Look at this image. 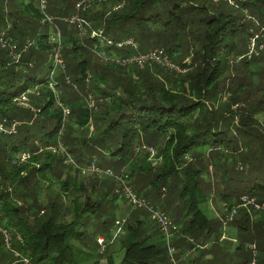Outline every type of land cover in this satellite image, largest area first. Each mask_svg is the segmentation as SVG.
I'll use <instances>...</instances> for the list:
<instances>
[{"label":"trees","instance_id":"obj_1","mask_svg":"<svg viewBox=\"0 0 264 264\" xmlns=\"http://www.w3.org/2000/svg\"><path fill=\"white\" fill-rule=\"evenodd\" d=\"M79 1L48 0L47 9L42 11L38 0H14L15 9L8 12V0H0L5 5L0 8V34L3 29H8L7 37L20 49L28 40L35 42L29 51L22 53L18 64L8 51L0 50V122L3 119L24 121L16 134L0 131V174H3L1 169L5 170L3 166H12L9 174L2 175L3 180H0V222L5 228L15 231L12 250L6 248L0 232V264H24L22 260L25 258L32 264H101L94 254L88 255L89 260L84 261L82 257L87 254L72 243L74 239H85V234L78 231L77 219H84L89 213L90 216L93 213V217L97 208L101 209V204L95 206L89 196L86 203L80 205L77 197L72 209L75 219L63 221L55 202L42 203L38 188L41 181L63 163L47 150L57 145L63 117L48 87L54 50L49 38L56 32L55 24L62 34V54L66 61L68 54L87 48L86 41H89L93 44L92 51L95 54L102 52L103 61L117 65L120 72L112 80L100 72L91 79L86 61L79 62L76 67H69L66 62V77L70 82L67 79L68 84L63 83L62 77H57L64 92L61 101L71 107L72 123L76 126L67 125L63 138L74 159L79 164L96 156L100 169H113L120 174L119 180L128 184L133 180L131 184L136 187L138 196L147 201L151 194L146 188H158L166 198L171 192L170 186H183L178 207L183 209L184 226L181 229L173 221L178 228L174 234L181 236L177 244L173 238L172 244L187 246V235H192L198 236L203 243L213 241L216 246L223 225L202 209L207 200L201 179L209 164L215 167L217 174L223 172V182L229 184L220 197L229 211L236 204H245L244 198L255 207L263 205L264 208V129L254 128L249 123L248 114L238 117L220 96L222 85L234 66L233 59L228 62L224 57L229 58L237 50L236 43L231 42L223 51L224 41L235 40L239 29L251 35L245 25L236 26V22L242 20L236 11L248 10L252 18L264 24V0H234L233 3L232 0H95L79 13L93 29L101 30L114 43L112 46L101 38L82 35L75 25L63 21L78 13L76 6ZM214 3L219 6L217 13L211 12H216ZM225 3L233 8L230 11L226 7L222 9ZM46 15L62 19L57 22L54 18V23H43ZM76 32L81 37H88L84 45L73 37ZM263 38L259 36V39ZM131 39L137 44L136 49L117 46ZM157 48L164 49L170 60L185 72L179 74L159 64L144 68L136 65L131 69L110 59L145 54ZM257 61L259 59L255 57L251 60L243 58L241 63L249 69ZM45 67L48 77L39 80ZM88 83L97 97L106 101L104 110H94L83 100ZM43 85L48 87L45 93L48 100L41 106L37 105L39 112L15 106L14 99L30 88ZM75 86H79V91L73 88ZM218 100L220 108L209 105ZM260 111L264 112V99L249 114L254 120ZM91 125L93 132L90 131ZM77 131L87 133L86 137L78 136ZM19 134L23 139L19 143L4 140V137L11 139ZM141 134H147L148 140H158L159 135L163 138L156 144L152 141L142 144ZM144 148L153 150L154 155ZM140 149L143 152H137ZM23 153L28 154L29 159L22 163L19 156ZM16 154H19L17 163L12 158ZM141 178H146L147 184H140ZM63 184V187L67 186L66 182ZM79 191L81 194L83 190ZM110 193L111 189H107V198ZM243 193L245 196L241 197ZM16 200L23 204L18 205ZM231 202L235 205L232 206ZM151 205L157 210L163 207ZM113 206V203L108 205L109 208ZM240 210L244 215L236 222L239 240L255 243L259 264H264V209H261L259 221L255 222L246 209ZM171 212L178 215V208L174 207ZM47 216L49 218L46 219ZM110 216L107 221L115 223L114 215ZM136 222L142 224L139 220ZM138 227L136 224L133 227L128 219L125 233L118 237L125 238L122 264H161L155 259L168 256L164 241L148 243V237H139ZM157 230L154 235L160 233L158 227ZM17 235L21 236V242ZM108 239L111 240L112 236ZM196 245L191 248H196L198 253H208V250L203 251L200 243ZM240 248L238 244L235 250ZM14 250L20 255L16 256ZM201 256L199 254L198 257ZM250 262L245 260L243 264H252ZM107 264H114L112 257L108 258Z\"/></svg>","mask_w":264,"mask_h":264},{"label":"rangeland","instance_id":"obj_2","mask_svg":"<svg viewBox=\"0 0 264 264\" xmlns=\"http://www.w3.org/2000/svg\"><path fill=\"white\" fill-rule=\"evenodd\" d=\"M45 1H46V6L48 7L49 5L48 0H45ZM215 1L217 2L219 0H215ZM222 1L226 2L227 0H222ZM233 1L234 0H232V3ZM4 6H5L4 3L2 4L0 2V8ZM214 7H215L216 12H213L211 10L210 11L212 13H217L219 10V6L214 3ZM224 8L227 11H230L231 8L233 7H231L230 5L228 6L227 3H225L222 9ZM14 9H15L14 0H8V4L6 5V10L8 12H11V11H14ZM110 9L111 8L109 7V10ZM236 14L242 18L241 21L239 20L236 22V26H240L241 24L245 25L247 30L250 31L251 35L248 34L247 31H243L239 29L238 30L239 33L235 40L227 39L226 41H224L223 51L228 49V45L231 42L236 43L235 45H236L237 50L229 58L224 57V59L228 60V62L230 61V59H233L231 62L234 64V66L232 67L230 77H228V79L224 81L222 85V89H221L222 92L220 93V96L222 97V102H224L225 104L226 103L230 104L231 110L235 111L238 117H240V115L242 116L243 113L248 114L247 116H250L249 123L252 126H254V128L258 130L260 129L263 130L264 129V112L260 111L259 114L255 115L254 120L252 119V116L251 114H249V112L250 110H253L255 107H257L259 101L264 99V38L263 39L258 38L261 35L264 36V24H260L259 21L252 18L248 10L247 11L238 10L236 11ZM51 16L55 18V16L53 15ZM61 19L62 18H55V21L58 22ZM61 30L63 29L61 28ZM73 37L79 39L83 45L85 43V40L88 39L87 36L81 37L78 32L74 33ZM86 42L88 43L87 44L88 47L79 49L77 53L68 54L67 61L65 60V64L66 62H68L69 67H76L78 66L79 62L86 61L91 71L89 73L91 79L92 77H95V73H98V72L105 75L108 78V80H112L115 74L118 76L120 74V72L118 71L119 70L118 66L112 63L108 65L105 61H103L101 56L95 54L92 51V48H93L92 42H89V41H86ZM66 46L68 47L67 44ZM258 46H260L263 49L260 51V54L256 57L254 54H256ZM251 49L254 50L252 54L253 56L251 57L258 58L259 61H257V63L253 65H250L248 69L246 68V65H244V63H241V61H243V58L247 60L252 59L248 56ZM129 67H131V69L133 68L132 66H128V68ZM43 71L44 72L42 73V75L39 76V80H43L44 78L48 77V70L46 69V67L44 68ZM66 75H67V68L65 69V71L57 72V76L62 77L63 79L62 82L63 83L65 82L66 84H68L66 81L67 80ZM129 82L130 81H128V83ZM40 87L41 88H37L39 90L38 92L40 93L39 95H37L35 91H32L29 94L30 105L34 108H38L37 105L41 106L43 105V103H45V101L48 100V98H46L47 95L45 94L48 91L47 85H43ZM33 88H30V89H33ZM73 88H76V90L79 91V86L78 87L75 86ZM91 88H92V85L88 83L86 87L87 93L86 94L84 93L82 95L83 100L87 103L92 101L91 105L92 107H94L93 108L94 110L96 108L104 110L106 101L104 99L102 100V98L100 100V98L97 97L98 94H96L95 90H92ZM62 92H63V87L61 86V89H60L61 98L63 96ZM80 92H81V89H80ZM209 105L212 108L221 107L219 106L220 105L219 100L216 103L214 104L210 103ZM15 106L22 110H27L21 105L15 104ZM58 108L60 107L58 106ZM70 110H71V115H72L71 107H70ZM71 118L72 117L70 116L67 124L70 126L72 125L74 127ZM93 118L95 119V117ZM15 122L17 123V128H18L21 125V123L24 121L18 119V121L16 120ZM257 122L259 124H257ZM74 128H76V126ZM65 133H66V130H65ZM76 134L84 138L86 137L87 133L77 131ZM147 137H148L147 134L140 135V141L143 142L142 144H144L145 142H150V141L156 144L158 140H161L163 138L161 135H159L157 136L158 140H156L157 138L153 140H148ZM21 138H22V134H19V135L11 137V139H5L4 137V140H10L12 143H16V142L19 143L20 140H23ZM62 141L64 140L62 139ZM155 144H150V145L154 146ZM64 147L67 149V151H69V149L67 148L65 144H64ZM140 147L142 148V145ZM47 150L49 152H52L50 149H47ZM139 151L143 152L142 149L137 150V152ZM52 154L54 153L52 152ZM18 155L19 154L12 156V158H14L13 162L17 163L16 160H17ZM96 155H98V152L96 153ZM57 157L60 158L63 163L60 166L56 167V169L52 171L51 174L47 175L48 177L44 178L43 181H41V183L38 186V188L40 189V193H41L42 203L47 205V204H51L55 202L58 210H61V214H62L61 220L68 221V222L75 219L74 211L72 209L74 206V200L77 197H78L77 200H79L80 205L85 204L86 203L85 200H87V197L89 196L92 198L91 203L95 204V206L98 203L101 204V209L99 210L97 208L98 211L96 214H94L93 217H92L93 213H91V216L89 213L88 215L90 217L89 216L87 217L86 215L84 219L83 218L79 220L77 219V221L79 222L78 231L83 232V234H85V239L84 240L74 239L72 243L75 245L76 248H79L78 244H80V245H83L81 247H90L93 251H97L98 249V251L95 254L96 255L95 257L100 260L101 264H107L109 257L113 258L114 264H122V261L124 258V251L121 248H123L122 244L124 243L125 238L123 237L117 238V229L113 228V225L115 223L113 222V220H111L110 223L107 221L108 218H111L110 215L112 216L114 215L115 217L114 221H116V219L121 220L123 218L126 220V223H127V220L129 219V222L131 223L133 227L135 226V224L137 226L139 225L135 220H139V217L141 216L144 218V222H142V224L139 226H141L143 229H146L149 231L154 230L157 232L156 228L158 227L157 224L153 220H151L150 215L147 211L141 208H133L129 202L119 197L117 192H120V190L122 189L124 185L130 186L132 190L137 194L136 187L131 184L133 180L130 184H128L126 181L125 182L127 184L126 183L122 184L121 181L119 180L120 179L119 177L121 176L120 174L116 172L114 173L117 176V178L109 177L105 174L97 175V174H94L86 170L88 167L92 165H96V166L98 165L97 161H94L95 159L91 160V159L86 158L89 163L83 159L84 160L83 162H79L81 169H77L74 165L65 163V161L62 159L61 156L60 157L57 156ZM74 158L75 157H73V159ZM3 167L5 170L1 169L3 174H0V180H3L2 175H8L9 174L8 170H11L12 168V166H9V165L3 166ZM239 167H241V164L239 165ZM127 169L129 170V168ZM125 175H126V172H125ZM70 177L72 178L71 181H69ZM141 179L143 180L139 181L140 184H147L146 178H141ZM88 181H90V186H91L90 188H87L84 186L85 184L88 183ZM223 181H224L223 172H218L217 174L215 171V167L212 166L211 164L208 165L201 179V183L204 187V192L206 194V200H207L204 204H202V209L206 211L207 215L210 218L219 219L218 221L223 225V227L219 231V233L221 234L219 242L215 246V243L212 241L213 243H210L204 247L208 249V252H212L210 254L209 253L202 254V253H198L197 251H191L189 252L188 255H183L184 247L179 251L177 247L175 246L176 247L175 258L178 261V264H187L189 261H193V263L191 262L192 264H243L245 260L247 261L251 260L253 264L255 263L254 262L255 258H256L255 264H259V259H258L259 253H258V250L256 252V249H257L256 244L255 243L250 244L249 242L243 239L239 240L238 227H237L236 222L239 218H241L244 215V211L240 210L243 208L248 211L249 217L253 220L252 222L259 221L260 215H261V209L262 210L264 209L263 205H259L261 207L260 209L258 206L255 207L254 204H251L248 202L242 205L236 204V206H234L235 205L234 202H236L237 201L236 200L234 202H231L234 208L232 211H229L228 210L229 207L226 206L224 203H222V200L220 198L222 193L225 192V189L229 186L227 182L224 183ZM64 182L67 183L66 187H63ZM104 183H107V185H105ZM101 184H102V187H101ZM80 186H82V188L84 189V191H82L81 194L79 193L80 191L78 190ZM170 187H171V192H170L171 194L170 193L169 195L167 194L166 198H163V196L159 193L158 188H153V189H150V187L146 188L151 194V196H148L149 198H147L148 203L151 202L150 204L154 203L157 205H162L163 206L162 209L165 208V210H162V209L161 210L163 212L166 211L165 213L173 219L172 221H174L176 225H179V227H181L182 229V227L184 226L183 209L178 207V205L180 203L179 193L182 190L183 186H170ZM6 188L9 189L10 187L7 186ZM107 189L108 190L111 189V193L109 194L108 198L106 197ZM240 196L243 197L245 195L243 193ZM168 198H169V202H168ZM16 202L18 203V205L23 204L22 201L16 200ZM109 203H113L114 206H117L118 210L115 211L114 207L109 208L108 207ZM174 207L178 208V215H174L171 212ZM45 218L47 219L49 217L47 216ZM105 221H107L106 225L102 226V223H104ZM4 226H5L4 223L0 222V227L5 228ZM99 235H102V236H99ZM157 235L158 236L155 237L156 242L161 243L162 241H164V244L166 247L165 238L160 233H158ZM109 236L110 238L112 236L111 240L108 239ZM180 236L181 235L179 234L172 235V240L173 238H176L175 244L179 242ZM99 237H102L105 240L104 248L100 246L99 243H96V238L98 239ZM191 238H193V240H190ZM187 239H189V242L186 245L189 248H191L192 245L195 246L196 243L201 242V240H198V236L187 235ZM238 244L241 245V248L239 250H235V247H237ZM114 246L117 251L120 249L121 252L111 253V249L109 250V248L112 247V250H113ZM167 250L168 248H166V251ZM85 253L87 254V256L86 255L83 256L82 259L84 261L86 260L88 261L89 260L88 255H91V254L93 255V253H89V252H85ZM199 254L202 256L198 257ZM211 259L212 261L209 262L208 260H211ZM257 259H258V262H257ZM28 260L30 264H32L31 260L30 259ZM155 260L156 262H160L161 264H173V262L170 261L169 255L161 256ZM92 261H89V262H92Z\"/></svg>","mask_w":264,"mask_h":264},{"label":"built area","instance_id":"obj_3","mask_svg":"<svg viewBox=\"0 0 264 264\" xmlns=\"http://www.w3.org/2000/svg\"><path fill=\"white\" fill-rule=\"evenodd\" d=\"M95 0H81L77 3L76 9L78 11L77 14L71 16V17H66L63 19L64 22L75 25L78 29L79 32L82 35H90V38L92 39H98L101 38L102 41H106L108 45L112 46L114 43L107 39L104 36V33L101 30L93 29L92 25L90 22L82 18L80 15V11L85 10L88 8V6L93 3ZM229 1V0H227ZM39 6L42 11H45L47 9L46 6V1L45 0H38ZM49 22V23H54V18L51 16H47L44 19V22ZM56 32H54L50 38L49 41L51 44L54 45V50H53V55H52V60H53V66L49 74V83L48 87L52 91L57 105L61 108L63 117H62V124L58 133V140H57V145L49 147L55 155L61 156L62 159L65 161L67 164H72L74 165L77 169H81L80 165L77 164V162L73 159L71 153L67 151V149L64 147V143L62 141L63 136L65 134V130L67 127L68 119L71 116V110L70 107L67 106L63 101H61V96H60V83L58 81V76L57 72L60 71H65L66 69V64H65V58L62 54L63 46H62V34L58 26L55 24ZM8 29H3L1 34H0V50H6L9 52V56L13 59L15 63H19V61L22 58V53L25 51H29L35 44L34 41L28 40L24 43L23 49H20L17 43H12L10 38L7 37ZM259 38V37H258ZM34 42V43H33ZM250 42V41H249ZM117 46L119 48L122 47H133L137 48V44L134 42L133 39L127 40L121 43H118ZM260 51L263 49L259 46ZM260 51L257 49L255 56H258L260 54ZM254 50L251 49L248 56L252 58ZM97 55L103 57L102 52H97ZM115 64L123 65V66H134V65H140L142 68H144L147 65L150 64H159L162 67H165L166 69H169L171 71H175L177 73H184L185 70L181 68L179 65L174 64L169 56L166 54L165 50L162 48H157L152 51H149L148 53H138V54H131L128 56H123L121 58L118 57H111L110 58ZM68 79V82H70V79ZM37 88L41 87H35L33 89L28 90L27 92L23 93L20 97L14 99V103L17 105H21L22 107L26 108L27 110H31L33 112H39L36 108L32 107L30 105L29 101V94L32 91H35L37 95L40 93L38 92L39 90ZM92 101L89 102V106L91 108ZM0 131H3L4 133H8L10 135L16 134L17 133V123L15 121L10 122L8 119H3V121L0 122ZM147 149V148H144ZM152 155H154V151L151 149H147ZM29 159V155L26 153L20 154L19 160L23 162L27 161ZM86 170L97 174H105L109 177H116L115 173L112 170H107L103 171V169H100L96 165H92L88 167ZM122 184H125L126 182L124 180H120ZM127 184V183H126ZM120 198L125 199L127 202L131 204L133 208H141L145 211H147L150 215L151 220H153L158 228L162 236L165 238V243L166 247L168 248V255L170 257V261L173 262V264H178V261L175 258L176 254V247L172 244V235L178 230L177 226L173 221L168 217V215L161 211L155 209L150 203H148L147 200L142 199L139 197L130 186L124 185L120 192H117ZM246 202L247 199L244 198ZM251 203V202H248ZM253 203V202H252ZM254 204V203H253ZM261 208L259 205H256ZM126 226V220L121 219V220H116L114 224V228L117 229V238L121 235H123L124 232V227ZM0 232L3 235L4 242L6 245V248L8 250H12V243H13V234L15 231H10L8 228H2L0 227ZM114 237V236H113ZM115 238V237H114ZM18 241H22V238L20 235H17ZM98 243L100 246L104 248V243L105 240L102 237L98 238ZM14 253L16 256H19L20 254L14 250ZM25 264H30L29 260L25 258L23 260ZM256 263V260L254 261ZM253 263V264H255Z\"/></svg>","mask_w":264,"mask_h":264},{"label":"crops","instance_id":"obj_4","mask_svg":"<svg viewBox=\"0 0 264 264\" xmlns=\"http://www.w3.org/2000/svg\"><path fill=\"white\" fill-rule=\"evenodd\" d=\"M69 78V77H68ZM93 130H94V128H93V126L91 125L90 126V131L91 132H93ZM91 158H93V159H95L94 161H97L98 160V158L96 157V156H92V157H90V159ZM66 178V177H65ZM82 179H83V177H82ZM85 179V178H84ZM70 181H71V179H70ZM81 182H82V180H81ZM80 182V183H81ZM79 183V182H78ZM85 187H87V188H90L91 186H90V181H88V183L87 184H85L84 185ZM78 190H83L84 191V189L82 188V186H80V188L78 189ZM114 207V209H115V211H117L118 209V207L117 206H113ZM136 221V220H135ZM139 221H141V222H144V218L143 217H139ZM140 225V224H139ZM138 229H139V237H141V238H143V239H146L147 237H148V239H147V242L148 243H150V244H155V243H158V242H156V239H155V237L156 236H158V235H154L155 234V232L156 231H149V230H146V229H143L141 226H139L138 227ZM156 230H157V228H156ZM157 232H158V230H157ZM99 236H102V235H99ZM188 241H186L187 243L189 242V239H187ZM190 240H193V238H191ZM96 243H98V239L96 238ZM183 242L181 241V244H182ZM210 243H213L212 241H206V242H200V244H201V248L203 249V251L204 250H208V249H206V248H204L206 245H208V244H210ZM114 244V243H113ZM112 244V245H113ZM98 245V244H97ZM196 245V244H195ZM78 246H79V248L80 249H82V250H84L85 252H89V253H93L94 255L96 254V252L98 251V249H97V251H93L90 247H81V246H83V245H80V244H78ZM123 247V246H122ZM177 248H178V250L180 251L183 247H184V253H183V255H188L189 254V252H191V251H197L198 252V250L196 249V248H194V249H191L190 250V248L188 247V246H176ZM98 248H99V246H98ZM114 249L112 250V247L111 248H109V250L111 249V253L113 252V253H115V252H121V250L119 249L118 251L115 249V246L113 247ZM107 249H108V247H107ZM121 249H123V248H121ZM210 250V249H209ZM123 251H124V249H123ZM209 254L210 253H212V252H208ZM189 261V260H188ZM209 262H211L212 261V259L211 260H208ZM187 264H192V263H187Z\"/></svg>","mask_w":264,"mask_h":264}]
</instances>
